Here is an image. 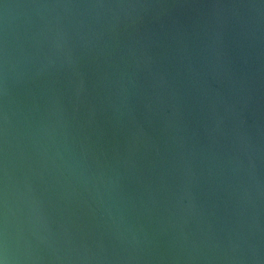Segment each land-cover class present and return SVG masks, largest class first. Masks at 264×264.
<instances>
[{"label": "water", "instance_id": "obj_1", "mask_svg": "<svg viewBox=\"0 0 264 264\" xmlns=\"http://www.w3.org/2000/svg\"><path fill=\"white\" fill-rule=\"evenodd\" d=\"M0 264H264V0H0Z\"/></svg>", "mask_w": 264, "mask_h": 264}]
</instances>
